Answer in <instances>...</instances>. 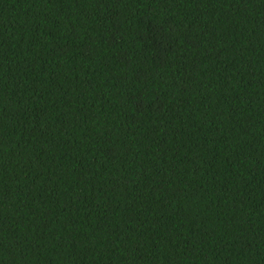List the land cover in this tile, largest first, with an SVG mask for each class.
<instances>
[{"label":"trees","instance_id":"16d2710c","mask_svg":"<svg viewBox=\"0 0 264 264\" xmlns=\"http://www.w3.org/2000/svg\"><path fill=\"white\" fill-rule=\"evenodd\" d=\"M0 264H264V0H0Z\"/></svg>","mask_w":264,"mask_h":264}]
</instances>
